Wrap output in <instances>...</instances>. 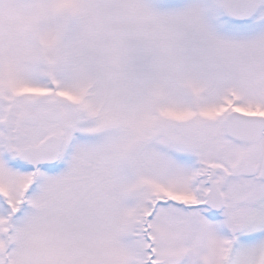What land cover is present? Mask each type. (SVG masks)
Returning a JSON list of instances; mask_svg holds the SVG:
<instances>
[{
    "label": "snow or ice",
    "instance_id": "obj_1",
    "mask_svg": "<svg viewBox=\"0 0 264 264\" xmlns=\"http://www.w3.org/2000/svg\"><path fill=\"white\" fill-rule=\"evenodd\" d=\"M0 264H264V0H0Z\"/></svg>",
    "mask_w": 264,
    "mask_h": 264
}]
</instances>
